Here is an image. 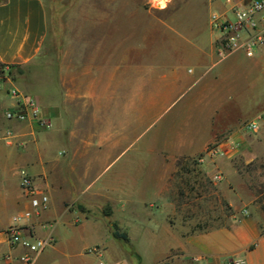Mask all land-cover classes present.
<instances>
[{
  "label": "crops",
  "instance_id": "crops-1",
  "mask_svg": "<svg viewBox=\"0 0 264 264\" xmlns=\"http://www.w3.org/2000/svg\"><path fill=\"white\" fill-rule=\"evenodd\" d=\"M209 1L216 11L226 8ZM184 5L155 23L163 33L154 39L156 49L149 41L148 52L135 53V111L156 124L150 141L135 163L129 159L112 173L109 164L93 176L115 154L117 138L97 126L94 132L75 130L82 120L69 107L82 108L84 120L94 109L96 125L107 107L108 84L90 71L80 75L75 66H62L58 58L41 61L49 37L44 0L0 3V264H22L20 257L32 256L5 234L13 217L26 212L31 216L17 223L21 237L52 239L33 255L34 264H129L114 227L127 236L131 250L135 243L138 264H264V199L252 182L236 183L230 163L238 154L234 143L246 156L264 157V124L255 133L244 129L264 113V45L253 57L221 50L206 33L210 23L179 19ZM12 91L39 103L49 131L54 121L70 125L73 117L75 127L65 135L68 149L59 158L45 155L59 129L43 135L41 127L6 118L18 106ZM218 139L226 159L200 163L210 180L183 181L188 161L205 155ZM21 169L49 197L46 209L36 211L23 194ZM188 188L200 192L195 206ZM214 206L224 223L205 226L203 221L217 218ZM189 214L200 222L192 223ZM96 247L99 254L89 252Z\"/></svg>",
  "mask_w": 264,
  "mask_h": 264
},
{
  "label": "rangeland",
  "instance_id": "rangeland-1",
  "mask_svg": "<svg viewBox=\"0 0 264 264\" xmlns=\"http://www.w3.org/2000/svg\"><path fill=\"white\" fill-rule=\"evenodd\" d=\"M4 1L0 0V3ZM44 2L48 13L49 37L41 61L58 58L62 66H75L80 75L85 70L87 73L90 71L95 74L92 76L94 79H99L103 85L107 83L109 86L105 92L107 97L104 98L107 107L102 110L101 122L96 125L94 109H88L84 120L82 108L69 107L70 115L73 113L76 118L82 120L81 123H77L75 130L82 131L86 128L94 132L100 127L110 137L117 138L118 146L115 154L106 163L98 164L96 166L98 170L92 175H97L98 171L109 164L111 165L108 170L126 163L129 159L135 163V157L148 144L156 129V124H151L148 118L140 120L138 112L135 111V64L138 63L135 53L148 52L149 41L153 43L151 44L153 50L156 49L154 39H158L163 33L155 23L172 18L182 5L185 4L178 16L179 19L196 17L207 25L210 13L215 8L209 0H44ZM206 33L211 34L215 39L219 37L209 25ZM53 124V130L40 132L43 135H55L59 129L60 136L46 147L45 155L49 160H56L62 150L68 149L65 135L69 127L71 129L75 127L73 117H70V125L65 119L61 124L62 128L58 127L55 121ZM244 150V147L239 145L236 149L237 156L230 161L235 170L234 179L237 184L242 181L252 182L260 199H264V157L246 156ZM122 152L123 156L117 159ZM224 158L225 156L209 157L205 154L199 159L188 161L183 168L185 175L181 179L210 180L202 167L204 164L200 163L206 161L207 164L209 162L210 165H216ZM188 191V201L195 206V199L199 198L200 192L190 188ZM205 192L208 193L209 190L206 189ZM207 207L210 208L211 205L208 204ZM210 210L216 213L217 218L203 221L204 225H222L224 218L221 210L215 206ZM188 217H192L189 219L192 223L200 222L195 220L194 214H189ZM121 244L129 254V264H138V258L133 250L135 243L132 250L127 243L122 241Z\"/></svg>",
  "mask_w": 264,
  "mask_h": 264
},
{
  "label": "built area",
  "instance_id": "built-area-1",
  "mask_svg": "<svg viewBox=\"0 0 264 264\" xmlns=\"http://www.w3.org/2000/svg\"><path fill=\"white\" fill-rule=\"evenodd\" d=\"M225 4L224 11H212L209 16L211 30L219 35L217 45L223 51L242 50L248 57H253L255 51L264 45V0H219ZM3 81L0 80V90ZM12 96L18 99V106L7 111L5 116L10 121L21 123H31L45 130L51 128V124L42 115L39 103L27 95L21 96L17 91H12ZM260 124H264V113L258 121L245 125L244 129L255 133L260 129ZM223 141H216L207 149L206 155L209 157L225 156L226 152L220 148ZM239 147L234 143L232 150ZM20 186L23 194L30 200L31 206L36 211L47 208L49 197L39 190L26 170H20ZM30 212H26L22 217L15 216L13 224L8 226L5 234L8 242L14 245L26 247L32 256H22L18 260L22 264H34L33 255H39L48 249L52 244L51 237L23 239L20 235L18 221L22 218H29ZM90 253L99 254L100 249L93 248ZM7 260L13 259L9 256ZM11 264V262H9ZM101 264V263H100Z\"/></svg>",
  "mask_w": 264,
  "mask_h": 264
},
{
  "label": "trees",
  "instance_id": "trees-1",
  "mask_svg": "<svg viewBox=\"0 0 264 264\" xmlns=\"http://www.w3.org/2000/svg\"><path fill=\"white\" fill-rule=\"evenodd\" d=\"M219 141V139L217 140ZM113 237L118 239V240H122L124 242H128V238L125 234H121L117 228L114 227V230H113Z\"/></svg>",
  "mask_w": 264,
  "mask_h": 264
},
{
  "label": "bare ground",
  "instance_id": "bare-ground-1",
  "mask_svg": "<svg viewBox=\"0 0 264 264\" xmlns=\"http://www.w3.org/2000/svg\"><path fill=\"white\" fill-rule=\"evenodd\" d=\"M161 3V2H160ZM162 6V5H161Z\"/></svg>",
  "mask_w": 264,
  "mask_h": 264
}]
</instances>
